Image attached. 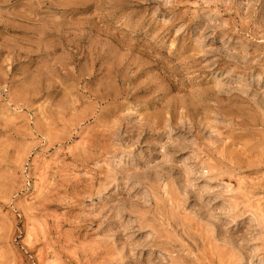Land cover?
Instances as JSON below:
<instances>
[{
  "label": "rangeland",
  "instance_id": "obj_1",
  "mask_svg": "<svg viewBox=\"0 0 264 264\" xmlns=\"http://www.w3.org/2000/svg\"><path fill=\"white\" fill-rule=\"evenodd\" d=\"M0 264H264V0H0Z\"/></svg>",
  "mask_w": 264,
  "mask_h": 264
}]
</instances>
